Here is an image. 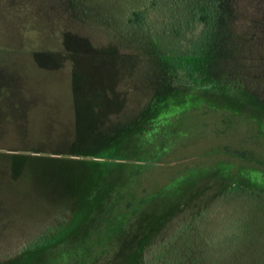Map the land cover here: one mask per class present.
Returning a JSON list of instances; mask_svg holds the SVG:
<instances>
[{"label": "rangeland", "instance_id": "rangeland-1", "mask_svg": "<svg viewBox=\"0 0 264 264\" xmlns=\"http://www.w3.org/2000/svg\"><path fill=\"white\" fill-rule=\"evenodd\" d=\"M152 1L0 0V264H142L236 209L262 239L264 0H213L211 29L180 35L203 0ZM146 8L161 52L110 28Z\"/></svg>", "mask_w": 264, "mask_h": 264}, {"label": "trees", "instance_id": "trees-1", "mask_svg": "<svg viewBox=\"0 0 264 264\" xmlns=\"http://www.w3.org/2000/svg\"><path fill=\"white\" fill-rule=\"evenodd\" d=\"M217 5L218 3L213 0H203L198 4L187 5L186 9L190 12V17L180 24H173L176 33L180 35L186 29L209 31L213 20L216 19L219 9ZM155 6H159L157 0L152 1V9ZM149 18L148 8L133 9L127 23L119 25L121 28L116 29L111 19L108 22L113 30V36H116L117 43L129 45L138 51L145 45L156 47L161 52V46L175 37L170 34L165 37L166 31L161 36L159 32L152 33L155 31V25L150 23ZM156 34L158 35L157 39ZM161 39L163 40L161 41ZM193 58V56L166 49L162 52L159 61L185 74L189 71V64L194 60ZM134 59L142 60L138 58L128 60ZM237 192L239 190L233 188L228 196ZM249 195L247 200L251 203L257 199L254 195ZM255 216L258 217L257 214ZM255 216H252L251 213H242L238 209L223 211L216 219V224L211 222L207 226L204 223L205 214H200L192 225L181 224L177 229L178 235L158 242L157 246L150 249L148 254L143 257L142 264H264V235L261 240L255 242L258 228L254 224ZM182 234L184 235L182 236ZM187 236L189 239L185 240ZM48 242L47 238L41 237L35 242V246H42Z\"/></svg>", "mask_w": 264, "mask_h": 264}]
</instances>
